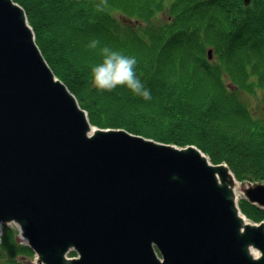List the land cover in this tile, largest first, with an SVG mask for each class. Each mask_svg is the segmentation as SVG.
Wrapping results in <instances>:
<instances>
[{
    "label": "water",
    "instance_id": "obj_1",
    "mask_svg": "<svg viewBox=\"0 0 264 264\" xmlns=\"http://www.w3.org/2000/svg\"><path fill=\"white\" fill-rule=\"evenodd\" d=\"M91 126L24 8L0 0V225L18 223L38 264H264V221H242L229 166ZM246 198L264 207V183Z\"/></svg>",
    "mask_w": 264,
    "mask_h": 264
},
{
    "label": "trees",
    "instance_id": "obj_2",
    "mask_svg": "<svg viewBox=\"0 0 264 264\" xmlns=\"http://www.w3.org/2000/svg\"><path fill=\"white\" fill-rule=\"evenodd\" d=\"M14 1L93 125L195 144L240 181L264 180V0L248 9L241 0H107L103 11L96 8L101 0ZM123 16L139 22L124 23ZM93 39L136 57L151 100L126 87L101 91L92 84L91 66L102 59L100 47H88ZM210 46L218 61L209 59ZM258 86L261 99L254 96ZM209 90L215 93L207 96ZM239 207L248 219L264 220V208L246 198ZM32 254L18 228L5 224L0 264H22L20 257Z\"/></svg>",
    "mask_w": 264,
    "mask_h": 264
},
{
    "label": "clouds",
    "instance_id": "obj_3",
    "mask_svg": "<svg viewBox=\"0 0 264 264\" xmlns=\"http://www.w3.org/2000/svg\"><path fill=\"white\" fill-rule=\"evenodd\" d=\"M107 7V0H101L96 5L97 10L103 11ZM100 40L93 39L88 47H100ZM101 61L91 66L92 84L101 91H112L117 87H126L134 95L151 100L152 95L136 73L137 59L119 50L107 46L100 47Z\"/></svg>",
    "mask_w": 264,
    "mask_h": 264
},
{
    "label": "bare ground",
    "instance_id": "obj_4",
    "mask_svg": "<svg viewBox=\"0 0 264 264\" xmlns=\"http://www.w3.org/2000/svg\"><path fill=\"white\" fill-rule=\"evenodd\" d=\"M241 2H242V8H245V9H248V8H250L251 7V5L253 4V2H254V0H241ZM125 18H127V19H129L130 20V23L129 24H133V25H136L137 24V22L138 21H136V19L134 18V17H130V18H128V17H125ZM124 21V20H123ZM97 126H95V125H92L91 126V128H90V131H89V133L90 134H92V133H94L96 130H97ZM118 128H123V127H118ZM129 131V130H128ZM131 132V131H130ZM137 134V133H136ZM137 135H141V136H144V137H146V139H149V140H153L154 142H157L158 140H156V139H154L153 137L151 138V137H148V136H145V135H143V134H137ZM161 142V141H160ZM171 144H174V143H171ZM177 145V144H176ZM189 145H195V144H188V145H185V146H180V145H177V146H180V147H189ZM197 148L198 149H196V150H198V152H199V154L200 155H203L204 156V151L201 149V148H199L198 146H197ZM206 154V153H205ZM207 156H208V163L210 164V165H213V166H219V165H221V164H225L226 166L225 167H227L228 166V164L226 163V162H221V163H214L212 160H210V157H209V155L208 154H206ZM230 168V167H229ZM232 169L230 168V169H228V172H229V174L233 177V179H234V181H235V184L236 183H238V180H237V178H236V176H235V174H234V172L232 171ZM232 173H233V175H232ZM217 175H218V173H217ZM233 187V190H234V196H235V200L237 201L238 200V198H237V195H236V191H235V185H233L232 186ZM245 197H246V194H245ZM245 197H243V198H245ZM252 203V202H251ZM264 208V207H263ZM240 216H241V219H242V221H244V223H247V222H251V220L250 219H248L247 217H245L243 214H241L240 213ZM0 232H1V235H2V233H3V228H4V225H3V227L2 226H0ZM23 237V236H22ZM23 241V243L25 244V245H27L32 251H33V254L32 255H23L24 257H28V256H34L35 254L37 255V260H38V253L28 244V240H27V238H25L24 237V240H22ZM248 248H249V250H250V253L254 256V257H259L260 255H261V251L257 248V247H255L253 244H249L248 245ZM22 264H28V261H27V259L25 258V259H23L22 260Z\"/></svg>",
    "mask_w": 264,
    "mask_h": 264
},
{
    "label": "rangeland",
    "instance_id": "obj_5",
    "mask_svg": "<svg viewBox=\"0 0 264 264\" xmlns=\"http://www.w3.org/2000/svg\"><path fill=\"white\" fill-rule=\"evenodd\" d=\"M123 17H126V16H123ZM123 17H122V21H123ZM124 23H128V22H130V21H123ZM139 22V21H138ZM211 47V46H210ZM116 50H119V51H124L123 49H119V48H116ZM125 52V51H124ZM207 54H208V50H207ZM209 57V56H208ZM209 59H212V60H215V61H218V58H217V53H216V51H215V49H214V47H212V57H210ZM225 77H226V82L227 83H229V84H231L230 83V79H229V77L230 76H228L227 74L225 75ZM215 92H213L212 90H209L208 91V93H207V96H209L210 94H214ZM257 99H261L262 97H263V90L261 89V88H259V86L257 87V91H256V95H254ZM211 99H212V97H211ZM249 103H250V105H253L254 104V100L250 97V99H249ZM152 116V115H151ZM113 128H116V127H113ZM126 129V128H125ZM128 130V129H127ZM175 131V130H174ZM132 132V131H131ZM132 133H134V132H132ZM136 134V133H135ZM137 134H139V133H137ZM152 138V137H151ZM155 139V138H154ZM157 140V139H156ZM158 141H160V140H158ZM161 142H163V141H161ZM165 143H168V142H165ZM238 180V183H236L235 184V181H234V185L236 186L235 187V193H236V195H237V198H238V200L237 201H239L240 199H242L243 197H245V194H246V189L249 187V186H252V185H256V184H258V183H264V180H261V181H259V182H247V181H245V182H242V181H240L239 179H237ZM261 222H259V224H260ZM3 225L4 224H2V227H3ZM9 225L10 226H13V227H19L18 225H17V223H15V222H10L9 223ZM2 232V231H1ZM1 232H0V238H1ZM19 238L21 239V240H24V237H22V236H20V234H19ZM70 252H71V250H70ZM68 253V256H72L71 255V253ZM76 255H77V253H76ZM27 259V261H28V264H38V260H37V255L35 254L34 256H26V257H24V256H21L20 257V259L21 260H23V259Z\"/></svg>",
    "mask_w": 264,
    "mask_h": 264
}]
</instances>
